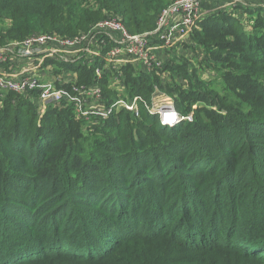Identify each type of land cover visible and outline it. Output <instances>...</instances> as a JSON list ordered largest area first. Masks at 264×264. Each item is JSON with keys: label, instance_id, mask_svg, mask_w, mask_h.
Listing matches in <instances>:
<instances>
[{"label": "trees", "instance_id": "obj_1", "mask_svg": "<svg viewBox=\"0 0 264 264\" xmlns=\"http://www.w3.org/2000/svg\"><path fill=\"white\" fill-rule=\"evenodd\" d=\"M173 1L0 0V46L110 17L148 32ZM262 7L204 15L184 43L201 48L196 63L177 51L151 71L127 63L122 90L97 61L44 59L73 72L55 81L70 97L97 83L104 106L141 96L136 112L85 120L72 100L40 111L32 94L0 95V264H264ZM162 94L181 117L172 126L147 108Z\"/></svg>", "mask_w": 264, "mask_h": 264}, {"label": "built area", "instance_id": "obj_2", "mask_svg": "<svg viewBox=\"0 0 264 264\" xmlns=\"http://www.w3.org/2000/svg\"><path fill=\"white\" fill-rule=\"evenodd\" d=\"M204 2L207 0L174 1L162 11L156 28L143 34L129 33L119 18L110 17L95 23L89 31L74 37L35 34L21 41L11 42L7 47H0V95L9 92L32 94L40 111H43L49 103H58L63 99L72 100L77 115L83 116L85 120H91L92 117L105 120L114 109L119 108L136 112L141 96L118 97L104 106L101 101L102 91L97 83L86 87L73 84L72 90L76 91V94L70 97L68 91L64 87H57L55 81L56 79L62 83L74 81L73 72L69 78L64 77L62 72L57 74L55 80H48L33 72H18L15 65L26 61L24 65L27 68L35 69V65H31V62L35 60V63H40L39 66H41L45 58L88 66L97 61L103 66L95 67V75L101 78L103 72H109V70L119 73L111 78L110 82L111 86L122 90L123 86L118 79L120 68L133 62L139 63L138 69L145 71H151L154 66L160 67L161 62L156 48L160 47L165 51L174 50V45L177 43L176 35L180 31H185L188 35V28L202 16ZM69 47L78 49L79 53L74 57H67L65 54H68L66 49ZM7 63L10 65L9 72L3 67ZM46 68L49 67L46 66ZM52 70L49 68V71ZM84 97L85 101L82 100ZM165 99L167 103L162 102ZM147 108L149 113L155 111L158 113L163 125L172 126L181 120L178 110L166 97L154 95ZM168 113L175 117L172 123L164 122L162 119ZM187 119L191 120L190 115Z\"/></svg>", "mask_w": 264, "mask_h": 264}, {"label": "rangeland", "instance_id": "obj_3", "mask_svg": "<svg viewBox=\"0 0 264 264\" xmlns=\"http://www.w3.org/2000/svg\"><path fill=\"white\" fill-rule=\"evenodd\" d=\"M173 2H171L169 5H171ZM206 3L208 4L206 6H208L209 10H211L209 13H213V12L214 13H216V12H218V13H223V12L227 13L228 12L229 15H232V13H233L236 17H239V18H242V19L246 18V16L243 15V8L244 7H254L256 5H262L264 7V0H207ZM202 13H203V11H202ZM202 18H204V16L200 17V19H202ZM156 24H157V21H156ZM155 28H156V26H155ZM191 28H192V26L190 28H188L187 31L189 32L191 30ZM154 29H152V30H154ZM152 30H150V31H152ZM150 31H148V32H150ZM180 32L176 35L177 43L174 45V47H176V48L174 50H172L171 52H169L170 57H173L174 56L173 53H175L176 51L178 53H182V54L188 53L190 58H191V61L196 63L197 59H199V57L201 55V53H200V51H201L200 49L201 48L199 46H195V48L197 50V53L193 54V51L188 50V48L184 45V43L186 44V43H188L190 41L188 35L185 34V31H183L181 33ZM143 33H147V32L134 33V34H143ZM10 44H7L5 46H0V47H7ZM66 50H67L66 53H68V54H65V55L67 57H74L77 53H79L78 49H72V47H69ZM164 51L165 50L161 49L160 47L156 48L157 56H158V59L161 62V65H163L166 62L167 57H169L168 54L166 55V51H165V54L163 55L162 52H164ZM29 61H31V60H29ZM132 64L134 66H136L135 68H139V63L133 62ZM31 65L37 66V63H35V60L33 62H31ZM200 73L205 78H209L210 77V78L214 79V73L211 72V71H206L205 70L203 72L201 71ZM65 74H67V72H63V75H65ZM54 75H55V77L57 76L56 74H54ZM67 75H69V73ZM163 76H164V79L168 78V74L167 73L163 74ZM48 77H49V75H48ZM177 80L181 81L182 79L177 78ZM165 97L169 98L167 95H165V94L163 95L162 94V98H165ZM162 102L167 103L168 101L165 99V100H162ZM151 114L156 116L158 118L159 124L161 126H163V124H161V122H160V118H159L158 113H156V111H155V112H151ZM168 116L169 117H173L174 115L173 114H169ZM162 119H163L164 122L167 120V119H165V117H163ZM168 126H170V125H168ZM167 128H169V127H167ZM6 227H9V226L6 225ZM228 238H229V236H228ZM238 243L239 244H243L244 242L240 239V240H238ZM64 264H68V263H64Z\"/></svg>", "mask_w": 264, "mask_h": 264}, {"label": "crops", "instance_id": "obj_4", "mask_svg": "<svg viewBox=\"0 0 264 264\" xmlns=\"http://www.w3.org/2000/svg\"><path fill=\"white\" fill-rule=\"evenodd\" d=\"M206 5H208V4L206 2H204L203 6H202V11H203L202 16L208 14L211 11V10H209L208 6H206ZM174 48H176V47H174ZM163 55H164V53H163ZM25 62L26 61H22L19 64L15 65L16 70L18 72H25V73L33 72V73L37 74L38 76H41V78L48 79V80H55L56 77L54 75L55 74L54 69L52 71H49V68H45L46 66H44V65L39 66L40 63H38L37 66H35V69H31V68H27V66L24 65ZM3 67L7 70V72H9V70H10L9 63L5 64ZM62 72H67V74L69 73V75H67V74L63 75L64 77L66 76V78H69L72 75L71 72L66 71V70H64ZM48 75H49V77H48Z\"/></svg>", "mask_w": 264, "mask_h": 264}, {"label": "clouds", "instance_id": "obj_5", "mask_svg": "<svg viewBox=\"0 0 264 264\" xmlns=\"http://www.w3.org/2000/svg\"><path fill=\"white\" fill-rule=\"evenodd\" d=\"M165 122L172 123L173 121H172L171 117H169Z\"/></svg>", "mask_w": 264, "mask_h": 264}, {"label": "bare ground", "instance_id": "obj_6", "mask_svg": "<svg viewBox=\"0 0 264 264\" xmlns=\"http://www.w3.org/2000/svg\"><path fill=\"white\" fill-rule=\"evenodd\" d=\"M168 115H169V114H168ZM168 115H166V116H165V119H168V118H169V116H168ZM167 116H168V117H167Z\"/></svg>", "mask_w": 264, "mask_h": 264}, {"label": "snow or ice", "instance_id": "obj_7", "mask_svg": "<svg viewBox=\"0 0 264 264\" xmlns=\"http://www.w3.org/2000/svg\"><path fill=\"white\" fill-rule=\"evenodd\" d=\"M175 117L173 116V117H171V119H174Z\"/></svg>", "mask_w": 264, "mask_h": 264}]
</instances>
